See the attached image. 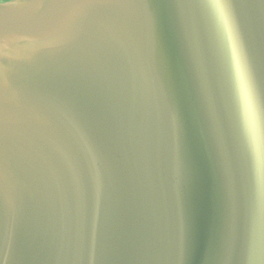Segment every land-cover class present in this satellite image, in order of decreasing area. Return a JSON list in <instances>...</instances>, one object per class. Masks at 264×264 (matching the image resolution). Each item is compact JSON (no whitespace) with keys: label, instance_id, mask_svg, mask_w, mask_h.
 Returning <instances> with one entry per match:
<instances>
[{"label":"water","instance_id":"water-1","mask_svg":"<svg viewBox=\"0 0 264 264\" xmlns=\"http://www.w3.org/2000/svg\"><path fill=\"white\" fill-rule=\"evenodd\" d=\"M0 2V264H264V0Z\"/></svg>","mask_w":264,"mask_h":264},{"label":"snow or ice","instance_id":"snow-or-ice-1","mask_svg":"<svg viewBox=\"0 0 264 264\" xmlns=\"http://www.w3.org/2000/svg\"><path fill=\"white\" fill-rule=\"evenodd\" d=\"M215 8L218 10L219 19L223 31L229 41L233 43L234 56L236 53V26L234 18L229 9L230 0H213ZM238 79L237 93L240 105L243 109L246 128L251 135L255 134L261 119L264 118V104H262L258 94L256 83L252 77L250 69L242 64L237 57Z\"/></svg>","mask_w":264,"mask_h":264},{"label":"flooded vegetation","instance_id":"flooded-vegetation-1","mask_svg":"<svg viewBox=\"0 0 264 264\" xmlns=\"http://www.w3.org/2000/svg\"><path fill=\"white\" fill-rule=\"evenodd\" d=\"M3 1H6V0H0V2H3Z\"/></svg>","mask_w":264,"mask_h":264}]
</instances>
